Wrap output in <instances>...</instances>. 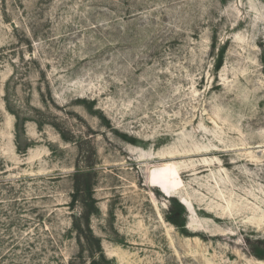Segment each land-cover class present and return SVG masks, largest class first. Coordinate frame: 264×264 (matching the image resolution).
Masks as SVG:
<instances>
[{"label":"rangeland","instance_id":"374dc122","mask_svg":"<svg viewBox=\"0 0 264 264\" xmlns=\"http://www.w3.org/2000/svg\"><path fill=\"white\" fill-rule=\"evenodd\" d=\"M0 264H264V0H0Z\"/></svg>","mask_w":264,"mask_h":264},{"label":"trees","instance_id":"16d2710c","mask_svg":"<svg viewBox=\"0 0 264 264\" xmlns=\"http://www.w3.org/2000/svg\"><path fill=\"white\" fill-rule=\"evenodd\" d=\"M178 213V212H177ZM175 224L177 223V222H174Z\"/></svg>","mask_w":264,"mask_h":264}]
</instances>
